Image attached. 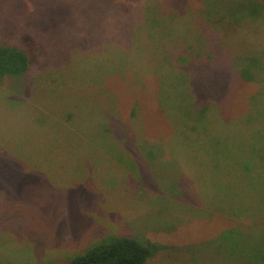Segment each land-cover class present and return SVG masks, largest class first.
<instances>
[{"label": "rangeland", "instance_id": "rangeland-1", "mask_svg": "<svg viewBox=\"0 0 264 264\" xmlns=\"http://www.w3.org/2000/svg\"><path fill=\"white\" fill-rule=\"evenodd\" d=\"M259 1L0 0V44L34 61L0 77V264L118 236L219 264L226 182L264 180Z\"/></svg>", "mask_w": 264, "mask_h": 264}, {"label": "trees", "instance_id": "trees-1", "mask_svg": "<svg viewBox=\"0 0 264 264\" xmlns=\"http://www.w3.org/2000/svg\"><path fill=\"white\" fill-rule=\"evenodd\" d=\"M256 9L251 8L250 12L256 14ZM33 62L26 51L0 44V77L21 74ZM198 94L199 100L206 96ZM244 169L245 165L237 169V178L226 182V193L221 197L219 211L237 223L225 226L219 238L223 241L222 249H217L218 255L223 257L218 258L219 264H264V211H260L262 207L254 209L252 201L253 194L264 199V180L246 176ZM149 255V247L137 238L118 236L94 244L65 264H144Z\"/></svg>", "mask_w": 264, "mask_h": 264}]
</instances>
